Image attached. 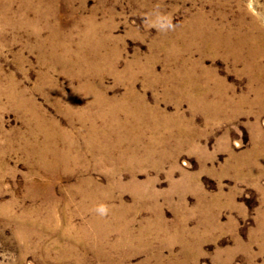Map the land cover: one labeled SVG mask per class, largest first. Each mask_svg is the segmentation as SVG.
Instances as JSON below:
<instances>
[{
  "label": "rangeland",
  "instance_id": "374dc122",
  "mask_svg": "<svg viewBox=\"0 0 264 264\" xmlns=\"http://www.w3.org/2000/svg\"><path fill=\"white\" fill-rule=\"evenodd\" d=\"M263 89L264 0H0V264H264Z\"/></svg>",
  "mask_w": 264,
  "mask_h": 264
},
{
  "label": "bare ground",
  "instance_id": "6f19581e",
  "mask_svg": "<svg viewBox=\"0 0 264 264\" xmlns=\"http://www.w3.org/2000/svg\"><path fill=\"white\" fill-rule=\"evenodd\" d=\"M43 17V16H42ZM212 21V20H211ZM167 29V28H166ZM191 31V30H190ZM211 38V37H210ZM192 41V40H191ZM195 41H197V40H195ZM60 42V41H59ZM171 42V41H170ZM227 42V41H226ZM168 43V42H167ZM246 43V42H245ZM171 44V43H170ZM210 44V43H209ZM229 44V43H228ZM169 45V44H168ZM207 45V44H206ZM213 45V44H212ZM170 46V45H169ZM235 46V45H234ZM240 46V45H239ZM247 46V45H246ZM250 46H251V44H250ZM249 46V47H250ZM185 47V46H184ZM263 48V47H262ZM231 49V48H230ZM256 49V48H255ZM54 50V49H53ZM255 51V50H254ZM263 52V51H262ZM261 52V53H262ZM218 53V52H217ZM255 53V52H254ZM245 54V53H244ZM54 56V55H53ZM57 56V55H56ZM259 56V55H258ZM257 57V56H256ZM255 58V57H254ZM59 60V59H58ZM83 60H85V59H83ZM54 62V61H53ZM248 62V61H247ZM111 63V62H110ZM191 64H193V63H191ZM251 64V63H250ZM90 65V64H89ZM131 65V64H130ZM183 65V64H182ZM193 68H195V67H193ZM251 70V69H250ZM262 70V69H261ZM192 70H190V72H191ZM258 71V70H257ZM190 72H189V74H190ZM194 72H192V74H193ZM263 73V72H262ZM196 76V74H193V76ZM199 75V74H198ZM186 76V75H185ZM189 76V75H188ZM172 78V77H171ZM195 78V77H194ZM191 79V78H190ZM197 80V79H196ZM189 82H190V80H189ZM86 85V84H85ZM196 85V84H195ZM188 86V85H187ZM198 87V86H197ZM214 87V86H213ZM264 90V89H263ZM93 91V90H92ZM191 94V93H190ZM60 95V94H59ZM99 98V97H98ZM90 99V98H89ZM264 101V100H263ZM243 103V102H242ZM73 104V103H72ZM90 104V103H89ZM71 105V104H70ZM95 105V104H94ZM103 105V104H102ZM208 105V104H207ZM91 107H92V105H91ZM218 107V106H217ZM240 107V106H239ZM102 108V107H101ZM250 109V108H249ZM103 111V110H102ZM221 112V111H220ZM226 112V111H225ZM245 112V111H244ZM34 113V112H33ZM86 114V113H85ZM216 114V113H215ZM34 117V116H33ZM73 117V116H72ZM75 117V116H74ZM86 117H88V116H86ZM94 118V117H93ZM95 119V118H94ZM91 120H93V119H91ZM44 124H45V122H43ZM107 124V123H106ZM49 129V128H48ZM40 130V129H39ZM53 133H51L49 136H47V137H53V139H54V134L52 135ZM58 139V138H57ZM56 139V140H57ZM45 141V140H44ZM27 142V141H26ZM50 142V141H49ZM73 143V142H72ZM95 143V142H94ZM101 144V143H100ZM40 145V144H39ZM52 145H55V144H51V146ZM67 145V144H66ZM58 146V145H57ZM67 148V147H66ZM73 148V147H72ZM131 149V148H130ZM61 150V149H60ZM63 150V149H62ZM68 150V149H67ZM110 151V150H109ZM26 153H27V155L30 157V158H32V159H35L36 160V162H37V164L39 165V167H47V168H52V169H57L58 167H60V165L62 164L61 162L64 160V158L63 157H66V154L68 153V151H65L64 153H60L59 151H58V149L56 148V147H48V145L45 143V146L43 147H41V146H39V147H37V148H34V149H29V148H27L26 149ZM74 155H76V154H74ZM62 156V157H61ZM253 156H255V155H253ZM52 159H51V158ZM75 157V156H74ZM260 157L262 158V162H260L259 160L260 159H257L256 158V160L255 161H259L260 162V164H259V166H257V167H255L256 166V163H254V165H253V167H255L254 169L256 170V168H258V170L259 169H261L262 170V173L264 172V154L263 155H260ZM69 158V157H68ZM79 158V157H78ZM69 160H71V159H69ZM74 161V160H73ZM77 161V160H76ZM84 161V160H83ZM67 162V161H66ZM69 162V161H68ZM248 162V161H247ZM72 163V162H71ZM69 164V163H68ZM82 164V163H81ZM248 164V163H247ZM80 166H82V165H80ZM78 167V166H77ZM227 167V166H226ZM240 167V166H239ZM246 167V166H245ZM73 168V167H72ZM83 168V167H82ZM45 169V168H44ZM59 169V168H58ZM238 169V168H237ZM244 170V169H243ZM108 171V170H107ZM228 171V170H227ZM248 171V170H247ZM32 172V171H31ZM41 172V171H40ZM260 172V171H259ZM259 172H256V173H253L254 175H253V177H256V176H259L260 175V173ZM73 173V172H72ZM250 173V172H249ZM252 174V173H251ZM243 176V175H242ZM78 184V183H77ZM126 185V184H125ZM126 192V191H125ZM83 193H86V192H83ZM99 193V192H98ZM144 193V192H143ZM157 193V192H156ZM218 196V195H217ZM93 198V197H92ZM104 199V198H103ZM89 200V199H88ZM93 200V199H92ZM102 200V199H101ZM85 202V201H84ZM97 202V201H96ZM87 204V203H86ZM81 205V204H80ZM96 206V205H95ZM79 207V206H78ZM97 207V206H96ZM67 209V208H66ZM84 209V208H83ZM128 210V209H127ZM113 213V212H112ZM115 217V216H114ZM125 217V216H124ZM118 218V217H117ZM87 221V220H86ZM100 225V224H99ZM92 226V225H91ZM110 226V225H109ZM110 228H111V226H110ZM116 228V227H115ZM84 229V228H83ZM102 231V230H101ZM69 232V231H68ZM100 232V231H99ZM77 233V232H76ZM66 234V233H65ZM104 235V234H103ZM76 236H78V235H76ZM139 237V236H138ZM83 238V237H82ZM26 241V240H25ZM131 241V240H130ZM81 243H83V242H81ZM99 244V243H98Z\"/></svg>",
  "mask_w": 264,
  "mask_h": 264
}]
</instances>
